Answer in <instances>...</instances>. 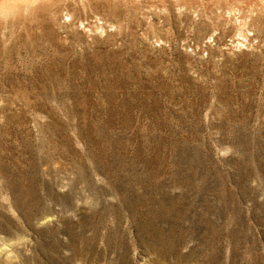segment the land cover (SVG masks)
<instances>
[{
	"label": "rangeland",
	"instance_id": "374dc122",
	"mask_svg": "<svg viewBox=\"0 0 264 264\" xmlns=\"http://www.w3.org/2000/svg\"><path fill=\"white\" fill-rule=\"evenodd\" d=\"M0 264H264V0H0Z\"/></svg>",
	"mask_w": 264,
	"mask_h": 264
}]
</instances>
